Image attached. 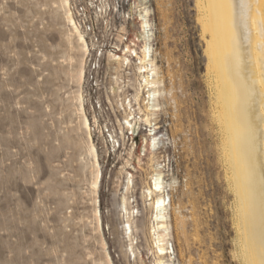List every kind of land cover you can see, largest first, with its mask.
<instances>
[{"label": "rangeland", "instance_id": "obj_1", "mask_svg": "<svg viewBox=\"0 0 264 264\" xmlns=\"http://www.w3.org/2000/svg\"><path fill=\"white\" fill-rule=\"evenodd\" d=\"M149 4L144 17L159 98L146 121V88L134 99L136 58L117 67L106 51L90 74L85 52L68 39L72 25L60 0H0V264H247L200 0ZM152 137L142 152V138ZM153 168L164 185V256L156 252L152 201L144 196Z\"/></svg>", "mask_w": 264, "mask_h": 264}, {"label": "bare ground", "instance_id": "obj_2", "mask_svg": "<svg viewBox=\"0 0 264 264\" xmlns=\"http://www.w3.org/2000/svg\"><path fill=\"white\" fill-rule=\"evenodd\" d=\"M60 1L67 23L72 25L68 39L70 41L72 37L75 38L78 47L86 53L87 42L75 26L69 9H66L68 2ZM200 3L204 17L203 28L209 33V39L206 38L207 67L208 70L211 67L214 69L212 86L216 94V124L221 132L222 155L230 173L228 177L232 182L235 211L239 217V243L246 255L247 264H264V0H200ZM147 13L144 11L143 17H147ZM145 17L140 19L141 30L130 40V44L125 45L123 52L111 53L110 56L117 67L130 63L131 57L138 61L136 65L141 80L134 99L138 101L140 90L146 88L144 116L148 121L151 111L157 109L159 84L154 78L156 69L150 58L151 35L147 31ZM138 43L140 51L136 48ZM83 71L80 67L79 80ZM79 97L81 124L88 130L89 122L82 112ZM130 118H125L127 127L135 125L132 123L133 118ZM142 139V152L146 147L154 145V137L149 141ZM89 152L93 156L92 185L96 191L100 170L96 149L92 144ZM131 177V174L126 177V191L132 187ZM144 193L146 200L152 201V230L156 252L164 256L168 248V230L164 185L158 168H153L150 181L145 182ZM126 198L123 194L121 200L124 212L129 216ZM125 227L130 237V224L127 222ZM131 245V251L134 252ZM158 264L169 263L160 260Z\"/></svg>", "mask_w": 264, "mask_h": 264}, {"label": "built area", "instance_id": "obj_3", "mask_svg": "<svg viewBox=\"0 0 264 264\" xmlns=\"http://www.w3.org/2000/svg\"><path fill=\"white\" fill-rule=\"evenodd\" d=\"M67 2L73 22L88 44L85 55L89 73H97L101 69L100 59L106 51L107 54L122 52L124 43L134 38L133 29L140 15L150 7L149 0H67ZM107 47L111 49L108 50ZM92 78L96 86L97 78L90 76V79Z\"/></svg>", "mask_w": 264, "mask_h": 264}]
</instances>
